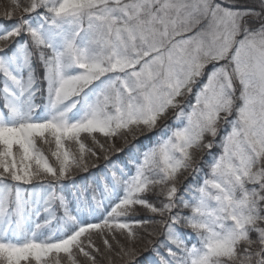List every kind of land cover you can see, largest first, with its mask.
<instances>
[{
    "label": "snow or ice",
    "instance_id": "snow-or-ice-1",
    "mask_svg": "<svg viewBox=\"0 0 264 264\" xmlns=\"http://www.w3.org/2000/svg\"><path fill=\"white\" fill-rule=\"evenodd\" d=\"M101 261L264 264V0L0 4V264Z\"/></svg>",
    "mask_w": 264,
    "mask_h": 264
},
{
    "label": "trees",
    "instance_id": "trees-1",
    "mask_svg": "<svg viewBox=\"0 0 264 264\" xmlns=\"http://www.w3.org/2000/svg\"><path fill=\"white\" fill-rule=\"evenodd\" d=\"M3 2H5V0H0V4H2ZM38 70L41 71L40 69H38ZM38 70H37V71H38ZM39 71H38V72H39ZM41 99H42V98L38 99L37 102H38V103L41 102ZM165 123H167V124H172V120L169 119V120L166 121ZM141 139H143V138L141 137ZM216 151H218V149H217ZM204 159L208 160V159H211V157H209V156H207L206 154H204ZM185 182H187V181H185Z\"/></svg>",
    "mask_w": 264,
    "mask_h": 264
},
{
    "label": "rangeland",
    "instance_id": "rangeland-1",
    "mask_svg": "<svg viewBox=\"0 0 264 264\" xmlns=\"http://www.w3.org/2000/svg\"><path fill=\"white\" fill-rule=\"evenodd\" d=\"M39 71V70H38ZM150 228H154L155 230H159L158 229V226H149ZM97 243L99 244L100 242L99 241H97ZM101 247H102V245H101ZM98 259H100L99 257H98ZM101 264H103V261H101Z\"/></svg>",
    "mask_w": 264,
    "mask_h": 264
}]
</instances>
